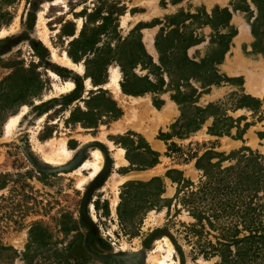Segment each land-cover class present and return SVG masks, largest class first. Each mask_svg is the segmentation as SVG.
<instances>
[{
	"label": "rangeland",
	"instance_id": "obj_1",
	"mask_svg": "<svg viewBox=\"0 0 264 264\" xmlns=\"http://www.w3.org/2000/svg\"><path fill=\"white\" fill-rule=\"evenodd\" d=\"M6 1L0 0V21L5 14L11 21L0 27V87L11 76L4 85L9 92L18 93L21 84L25 86L20 105L11 106L14 112L0 136V264L219 262L213 252L218 243H227L235 230L236 239L246 235L243 221L249 209L245 204L253 193L243 189V176L238 175L247 165L240 157L249 155L242 149L259 157L253 172L264 165V139L257 135L264 132V103L256 115L235 109L242 95L264 99V0ZM223 11L229 17L227 28L220 27ZM179 13L183 16L173 20ZM170 21L183 22L176 34ZM101 25L106 30L96 33ZM84 27L86 36L95 35L90 49L97 50L116 49L134 31L157 65L159 36L162 49L183 40L181 49L187 48V57L198 62L211 49H222L218 37L231 29L234 36L217 69L229 79L241 80L242 87L235 82L202 90L199 84H191L201 93L197 107L219 105L233 120L245 119L238 124L240 129L249 124L242 138H232L236 128L229 136L209 135L213 123L209 118L187 138L173 137L169 142L181 151L165 157L166 146L157 137L160 132L170 133L180 115L170 93L159 95L163 101L159 109L153 106L150 93L124 94L116 63L107 67L100 85H94L84 66L92 55L76 63L67 56L69 49H81L71 43ZM112 71L118 75L117 89L110 85ZM135 74L143 77L147 72L137 68ZM164 79L167 82L166 75ZM100 91L121 109L117 120L89 113L104 104L89 101ZM169 102L174 105L170 118L162 111ZM17 116L11 133L4 135L9 120ZM127 133L141 137L160 154L157 165L130 170L121 143ZM132 139L139 144L137 137ZM62 147L67 156L60 154ZM120 150L125 164L119 163ZM208 151L210 163H219V170L236 167L227 179L222 174L207 178L195 168L197 158ZM232 153L237 154L228 158ZM168 170L179 171L186 182L178 187L165 176ZM239 177L241 184L236 183ZM153 178L163 184L159 201L157 185L124 188L127 183H148ZM220 178L222 182L217 181ZM256 198L249 206L255 217L258 206L264 204V193L258 192Z\"/></svg>",
	"mask_w": 264,
	"mask_h": 264
},
{
	"label": "trees",
	"instance_id": "obj_2",
	"mask_svg": "<svg viewBox=\"0 0 264 264\" xmlns=\"http://www.w3.org/2000/svg\"><path fill=\"white\" fill-rule=\"evenodd\" d=\"M6 4H11L13 0H7ZM217 13V10L213 11V14ZM225 15L224 22L220 23V27L227 28L228 15L223 11ZM183 16V13H179L172 19H178ZM185 18L192 19L190 15H186ZM110 18H105V21ZM186 20V19H184ZM11 21V17L5 14L3 21H0L1 26H7ZM171 26L175 27L173 33L176 34V29L183 22H169ZM208 23L212 24L210 20ZM215 24V23H214ZM216 28L217 25H212ZM106 27L101 25L96 28V33L105 31ZM95 34V33H94ZM93 36H86V28L84 27L81 31L78 39L73 40L71 46L79 44L81 49H69L67 56L73 62H79L87 54H91V58H86L84 62L85 75L94 85H100L104 79L107 67L116 63L122 73L121 90L126 95L140 96L146 93L152 94V104L156 109H159L163 105V101L159 99V95L163 93H170V99L177 105L179 110V118L171 125L170 133H159L157 139L164 142L166 146L165 157H169L171 153L180 152V148L177 147L171 141L173 137L177 139H185L190 134L200 130L205 121L209 118L213 119L211 127L208 128V134L216 137L223 135H230V130L236 128V136L232 137L240 140L242 135L245 133L249 124H245L242 129L238 127V124L245 119L239 118L233 120L225 114V111H220L219 105L209 104L202 108L197 107L196 103L201 95L191 84V81L200 85V89L204 90L209 86H220L222 83H235L240 82L239 86L242 87L241 80L229 79L221 74L217 69L223 61L224 55L228 51L229 40L234 36V32L230 29L228 34L219 36L218 39L221 41L222 49H211L207 55L200 59L198 62L189 59L187 57V48L181 49L183 40L178 39L176 46L172 44L169 49H162L160 43L161 36L156 40V51L158 53V65L153 63L151 57L146 53L140 42V35H136L134 31L129 34L123 42L118 43L116 49H90L92 44ZM168 41V40H167ZM214 43V42H213ZM169 44H171L169 42ZM129 47V49H128ZM179 47V49H177ZM140 68V71H146L147 74L143 77H139L135 74V70ZM164 75L167 77V82L164 79ZM150 76L154 80L150 79ZM11 78H7V82ZM6 83L2 82L0 87V136L2 135V128L7 120L10 113L14 110L11 106L21 102L20 94H22L24 84H21L18 93L9 92L8 88H4ZM242 91V90H241ZM205 93V92H204ZM100 100L103 105L101 107L93 108L90 110L92 116L105 115L109 121L117 120L122 116L121 109L117 106L110 97L107 96L106 92L100 91L99 94L91 97L89 101ZM263 100L251 98L249 96L242 95L241 99L235 109H247L252 114L259 113ZM20 105V104H19ZM261 120V118H259ZM87 124H92L90 121ZM237 126H236V125ZM259 139H264V132L257 134ZM137 137L139 144L132 139ZM121 143L126 150V158L130 164V170L144 171L152 168L159 162L160 154L150 148L144 139L127 133L126 137L121 138ZM243 151L249 152L248 156H241L240 158L245 160L247 163L246 171H239L238 175L243 176V179L239 177L236 183L241 184L245 191H250L252 194L247 209L249 212L245 216L244 235L241 239H236L238 231L229 237L227 243H218V247L213 249L214 255L219 256L220 261L216 264H264V204L258 206L260 211L255 217L251 215L254 213V209L249 208L251 201L256 198L258 192L264 193V165H259L256 172H253L252 168L255 160H258V156L253 155L249 149H242ZM241 150V152H242ZM210 151L205 152L201 157L197 158L195 162V168L203 172L207 178L213 176H219L222 174L227 179L230 174L236 169L235 166L227 169L219 170L217 164H211ZM237 153H232L228 158H231ZM219 156H223L220 154ZM251 168V169H250ZM217 169L213 174V170ZM250 170V171H249ZM178 175L179 177H174ZM172 183H176L178 187L184 184L186 181L181 178V173L176 170H168L165 174ZM218 182H222V179H218ZM157 185L156 197L159 201V196L163 193V184L159 178H153L148 183H137L130 182L125 185L124 188L127 190L135 189H149ZM235 187V186H234ZM236 188V187H235ZM225 189H229L226 187ZM261 198H259L260 200Z\"/></svg>",
	"mask_w": 264,
	"mask_h": 264
},
{
	"label": "bare ground",
	"instance_id": "obj_3",
	"mask_svg": "<svg viewBox=\"0 0 264 264\" xmlns=\"http://www.w3.org/2000/svg\"><path fill=\"white\" fill-rule=\"evenodd\" d=\"M147 42H149V38L147 40ZM150 44V43H149ZM151 46V45H149ZM110 85H112L114 88H118V75L116 74L115 71H112V75L110 77ZM19 116V115H18ZM14 117L12 119L9 120V122L7 123V125L5 126V132H4V135H8L9 133H11L12 131V128L13 126L16 124V122L18 121L19 117ZM61 149V148H60ZM59 149V150H60ZM58 152V151H57ZM67 153L65 147H62L61 151H60V154H62L63 156ZM59 155V153H58ZM57 155V156H58ZM62 155H60V157H62ZM67 156V154H66ZM59 157V156H58ZM63 158V157H62ZM99 158V156H97V159ZM98 164V163H97ZM96 167V166H95ZM97 168H99V166H97Z\"/></svg>",
	"mask_w": 264,
	"mask_h": 264
},
{
	"label": "crops",
	"instance_id": "obj_4",
	"mask_svg": "<svg viewBox=\"0 0 264 264\" xmlns=\"http://www.w3.org/2000/svg\"><path fill=\"white\" fill-rule=\"evenodd\" d=\"M173 106L174 105L171 102H169L165 107H163L162 111L165 113V115L169 116V118L172 117V114L174 113ZM160 119H161V122H159V121L158 122L159 123H163L164 118L160 116ZM123 152H124L123 150H120V152H119L120 154L118 156V160H119V163L125 164V160L122 157V153Z\"/></svg>",
	"mask_w": 264,
	"mask_h": 264
}]
</instances>
